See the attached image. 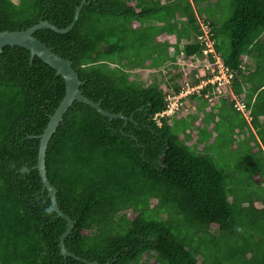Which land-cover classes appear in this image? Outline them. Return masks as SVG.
I'll return each instance as SVG.
<instances>
[{
	"label": "trees",
	"instance_id": "obj_1",
	"mask_svg": "<svg viewBox=\"0 0 264 264\" xmlns=\"http://www.w3.org/2000/svg\"><path fill=\"white\" fill-rule=\"evenodd\" d=\"M14 1L0 0V32L38 21L65 28L81 0ZM202 18L214 51L234 73L238 97L247 78L238 67L251 49L264 53L257 44L264 0H85L68 32L33 33L71 62L83 97L130 118L108 120L73 101L47 142L45 177L72 221L63 245L78 260L59 254L65 221L55 218L34 168L37 136L63 97V80L21 47L0 49V264H264V204L256 207V195L237 190L208 153L210 133L221 125L210 111L221 97L204 101L210 113L191 121L161 117L157 125L152 118L165 108L168 82L178 91L175 56H201L198 44L186 42ZM259 61L256 71L264 67V57ZM166 62L172 73L162 85L126 73ZM251 97L244 93L240 101L254 127L257 115L264 117V89Z\"/></svg>",
	"mask_w": 264,
	"mask_h": 264
},
{
	"label": "built area",
	"instance_id": "obj_2",
	"mask_svg": "<svg viewBox=\"0 0 264 264\" xmlns=\"http://www.w3.org/2000/svg\"><path fill=\"white\" fill-rule=\"evenodd\" d=\"M198 26L199 33L186 43L198 44L201 56L181 57L178 55L175 56V63L172 65L180 75L179 79L174 80L175 83L179 84L176 93L172 90L171 83L167 81L169 76L171 77V66L168 67L164 64L162 67L150 71L133 69V72L141 75L139 81H150L149 78L154 79L156 77L158 80L161 79V82H168L169 87L164 90L165 108L152 117L153 120L157 121V125H159L158 119L161 117L172 119L195 113L197 101L190 100V96L194 95L201 101L210 102L213 98L226 96V90L231 96L234 109L244 113L243 105L230 92L235 79L234 73L214 51L209 23L203 18L198 19ZM238 68L243 70L241 66ZM163 69L166 70V77H163L161 72ZM130 76L136 79L133 75ZM188 101L194 104H191L192 106L187 105Z\"/></svg>",
	"mask_w": 264,
	"mask_h": 264
},
{
	"label": "water",
	"instance_id": "obj_3",
	"mask_svg": "<svg viewBox=\"0 0 264 264\" xmlns=\"http://www.w3.org/2000/svg\"><path fill=\"white\" fill-rule=\"evenodd\" d=\"M85 3V0H81L80 4L75 8L73 18L71 23L65 28H57L54 25L49 24L46 21H38L36 24L26 28L22 31H3L0 32V49L2 47H21L28 51L29 58L33 56L37 57L44 64L49 66L54 70L55 74L60 76L64 83V94L59 102L57 108L54 110L53 114L49 116V120L46 124V127L40 135L37 136L38 139V149L36 156L35 169L37 171L38 177L41 182L42 190L46 191L47 197L49 199L50 206L55 214V218H60L65 221V230L62 235L59 237V254L62 257H71L75 260H78L77 257L68 252L64 245L63 240L68 235L72 228V221L68 216L64 215L57 207L55 200L56 190L50 185L48 180L45 177L44 169V152L47 145V142L54 132L56 126L61 120L63 113L71 105L73 101L82 103L89 106L91 109L99 113L101 116L106 117L108 120L111 119H121L123 122L130 120L121 114H111L104 111L99 107V103L92 102L91 100L82 96L79 87L82 85V82L78 79L75 71L71 67V62L65 59L60 58L55 55L50 48L44 46L36 38L33 37V33L38 30L47 29L57 34H64L68 32L73 26L74 22L77 19L81 6ZM21 173L28 172L26 168H23ZM85 264H98L96 262H87L82 260ZM105 264H110L109 262Z\"/></svg>",
	"mask_w": 264,
	"mask_h": 264
},
{
	"label": "crops",
	"instance_id": "obj_4",
	"mask_svg": "<svg viewBox=\"0 0 264 264\" xmlns=\"http://www.w3.org/2000/svg\"><path fill=\"white\" fill-rule=\"evenodd\" d=\"M203 5H204L203 3L200 4V6H203ZM259 43L264 44V32H262L257 39V44H259ZM260 49H261L260 47H255V48L251 49L250 53L246 54V57L241 62L240 66L242 67V69L245 73V76L247 77L245 83L241 86L242 93H240L239 96L236 97L237 101L241 104H242V102L240 101V99H242L244 97V93H251V96H252L251 102H252L254 100L255 96L259 93V91H262L264 89V82L263 83L260 82L262 79H264V67L260 71H256L257 63H260V61L258 62V60L261 57H264V55H261L262 51ZM169 55H171V54H169ZM167 62L165 63L166 66L169 65V67H170L171 65ZM260 65H262V63ZM255 87H258V90H255V92H253L252 89ZM231 94H232V92H231ZM196 99L195 100L193 99V101H197L196 112L193 114H190L189 116H185L182 119H185V121H191L193 118L201 117V115L206 116V115H208V113L212 112L214 114V118L212 119V121L214 123H218V122L220 123L221 122L220 124L224 123L225 126H228L226 128L227 129L226 137H229L228 139H230L232 141V139H234L233 135L236 133V135H238V136H237V138L234 139L235 142L241 141L240 143H245L246 141L251 140L254 144H256V146L258 145L261 148L262 153L260 155V158L262 156H264V149L260 145V141L257 138L258 134L256 135V132H255V130H257V129L261 132L264 131V117L262 115H257L256 124H255L256 126L253 127V126H251V122H250L251 118L249 117L248 111L245 110V108H244L243 114L240 113L239 111H237L245 120V124L243 125V127L238 128L237 125L240 123L234 122L233 116L234 115L239 116V115L237 113H235L236 112L235 109H234L235 112L232 111L230 103H232L233 101L231 98L229 99V97L227 95L224 97H221V100L219 99V107L217 108L218 111L216 108H214L212 111L208 112L207 105L204 104V100L201 101L198 98H196ZM202 108H204L206 110V112H204ZM219 113L223 114L222 115L223 121L221 118L218 117ZM210 122H211V120L208 119V122H206L204 124V128L208 129L210 126ZM235 123L237 125H235ZM199 127H201V126L199 125ZM192 130L194 131L195 128ZM210 135H211L210 136L211 141L213 138L217 137L215 130H214V132L210 133ZM247 135L249 136V139L245 138ZM262 136L264 138V132H262ZM246 139H248V140H246ZM200 146L206 147L207 143H203ZM236 186H238V188L240 187V185H238V184ZM261 186H263V183H261ZM255 197L257 199L255 206L261 207L264 204V197L263 198H261L260 196H255ZM242 205L245 206L246 204L243 203Z\"/></svg>",
	"mask_w": 264,
	"mask_h": 264
},
{
	"label": "rangeland",
	"instance_id": "obj_5",
	"mask_svg": "<svg viewBox=\"0 0 264 264\" xmlns=\"http://www.w3.org/2000/svg\"><path fill=\"white\" fill-rule=\"evenodd\" d=\"M146 24H152V22ZM126 73L136 77V80L141 79V75L136 74L129 68H126ZM149 79L154 80L157 85H162L161 79L158 80L156 77H154V79ZM143 81H141L142 84L147 83ZM226 95L229 97V99L231 98L227 90ZM235 99L237 100L236 97ZM186 104L192 106L191 104L194 103L188 101ZM202 109L204 112H206L204 108ZM233 120L234 122H237L238 117L234 115ZM218 127V132H216L217 137L212 139L210 148H208L209 155L215 160L218 166L228 171L229 175L234 178L235 184L242 183V185L239 187L240 189L252 192L254 195L263 198L264 156L260 158L262 153L261 148L258 145L256 146V144H254L251 140H248V135L245 137L248 138L246 139L248 141L245 143H240L241 141L235 142V140H232L231 143L227 140L229 137H226L227 129L225 128V124H218ZM194 128H196V126L191 127V129L188 131H191ZM257 138L260 141V145L264 149V138L261 135H257ZM261 183H263V186H261ZM236 189L238 190V186Z\"/></svg>",
	"mask_w": 264,
	"mask_h": 264
}]
</instances>
